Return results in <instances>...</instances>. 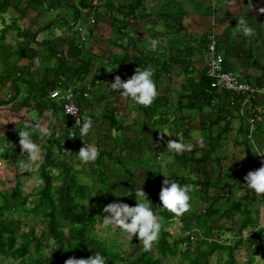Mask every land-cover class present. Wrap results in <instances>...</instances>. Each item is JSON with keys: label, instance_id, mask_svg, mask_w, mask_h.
Segmentation results:
<instances>
[{"label": "trees", "instance_id": "1", "mask_svg": "<svg viewBox=\"0 0 264 264\" xmlns=\"http://www.w3.org/2000/svg\"><path fill=\"white\" fill-rule=\"evenodd\" d=\"M100 1L78 0L75 3L74 0H0V19H3L10 8L19 14L13 17L12 24L2 30L0 40L3 42L5 34L11 29L22 39L16 49L11 45L1 44L0 65L4 70L2 75L5 77L6 74L2 84L10 82L7 85L10 93L7 99L0 100V106L17 102L19 107L34 109L42 117H45V112L51 113V117H45L44 120H47V127L52 132L51 136L41 138L38 131H33L32 139L43 153V160L37 167L38 186L34 191L25 192L24 183L19 176L10 193L0 188V257L3 259L0 264H5L6 261L14 264H65L69 258L87 259L96 252L108 258L107 264H168V260L183 252L182 245L187 246L183 255L191 253L192 237L197 233L202 236L200 229L205 234L197 239L201 247L188 264H238L237 252L244 247L243 237L246 234H251L248 236L252 240L249 248L253 246L251 249L254 253L264 252V227L257 228L255 222L253 204L257 197L243 185L246 183L243 172L241 178L245 182L234 177L233 184L224 183L222 175L217 176L215 169L211 167V162L221 161L214 149L203 151L199 156L194 150L181 155L169 152L166 147L169 140L165 133L161 134L158 121L154 120L161 116L159 102L162 99L158 96L150 107L134 104L130 99L124 98L132 108L138 110V115H145L146 126L126 124V118H118L114 107L106 105L110 95H114L109 85H99L100 90H106H101L96 100L94 97H77L83 118L86 117L83 111L87 104L98 100L97 103L106 106L102 107L99 117L92 113L93 129L84 138L85 144L97 147L99 156L88 165L78 162L76 152L83 146V141L79 137H70L72 130L78 135V128H74L69 117L64 114L63 101L52 98L51 92L58 88L63 91L70 87L80 89L87 83L94 84L101 77L110 80V84L117 75L122 80H127L141 64V54H124L118 60L114 45L126 37L125 30L142 7V0H131L121 7L114 6V1L110 0L104 4V14H101ZM63 7L73 8L75 24L68 20L69 31L60 37L42 41L38 39V33L51 24H44L38 30L19 25V20L25 18L32 9L38 8V15H41L50 9L62 10ZM78 21L86 28L89 26L86 40H82L77 28H72ZM114 28L119 31V37L114 38ZM100 42L105 43V47H101ZM2 48L7 52L12 50L14 54L10 53L4 58L1 56ZM14 57L19 74L17 78H13L14 63L10 62ZM37 59L39 66L35 63ZM23 60H27L28 64H20ZM114 62L118 64V70L114 69ZM106 66L112 67L108 73L104 70ZM224 69L228 70L225 67V56ZM215 91L219 90L211 87V78L206 71L201 89H193L182 95L181 111L195 109L196 100L202 99L203 106L206 105V97L210 100ZM222 92L239 95L231 91ZM26 123L23 120L18 126L14 124L12 130L6 125H0L4 129L0 131V157L16 167V174L22 165L31 167L19 145V131L24 130ZM248 131V128L245 129V137L248 136ZM148 140H152L154 145L150 146ZM181 141L191 143L185 137ZM246 163L255 170L262 166L249 157ZM161 172L171 174L169 179L181 185L193 186L191 207L180 217L160 210L159 192L165 179ZM138 185H142L152 201L153 209L161 217L162 227L159 239L154 244V252L142 251L138 256L128 257L123 251L124 243L119 238L106 236L97 229V225L102 223L103 215H107L103 213V208L108 203L124 202L135 206L137 201L133 192ZM234 186L242 187L243 194L222 211L218 205L223 200L225 190L230 192ZM33 196H36L33 206H27ZM200 207L204 210H200ZM17 211L21 215L17 216ZM31 214L42 217L43 227L38 229L24 220V217ZM220 217L236 220L239 226L235 234L237 241L233 244L208 239L212 230L219 231L212 223ZM177 218L181 221L183 230L175 236L165 226L171 225ZM23 226H27V229H23ZM194 227L199 230L195 232ZM228 230L233 231L232 228ZM184 232L190 234L185 235ZM49 241L54 246L50 252H46L45 245ZM130 242L142 245L137 236ZM223 253L227 255L224 262ZM215 254L219 255L217 262L211 259ZM252 263L253 261L248 262Z\"/></svg>", "mask_w": 264, "mask_h": 264}, {"label": "crops", "instance_id": "2", "mask_svg": "<svg viewBox=\"0 0 264 264\" xmlns=\"http://www.w3.org/2000/svg\"><path fill=\"white\" fill-rule=\"evenodd\" d=\"M109 1H100L101 14H104V4ZM111 1H114L116 7L131 2V0ZM261 8H264V0H142V7L136 16L130 20L131 25L125 30L126 37L123 41L119 40L117 45H114V53L117 54L118 60L124 54L129 56L141 54V64L137 66V69L143 70L146 67L154 69L153 79L157 85L158 98L162 99V102H159L161 116H158L159 119L155 118L154 120H157L158 126L163 127L164 130L167 128L174 130L177 128L174 124L175 120H183L180 129L185 133L190 131L193 133L191 139L193 144H195L198 137L203 136L204 146L194 147L193 150L197 152V156L210 148L215 150V154L221 158V161L211 162V167L215 169L217 176L222 175L224 183L230 182V184H233L234 177H238L239 180L242 172L245 176L250 170H255L254 167L246 163L248 157L254 158L257 164H264V157L252 151L253 145L264 147V98L245 101L242 96L219 90L218 92L215 91L210 100L208 96L206 97V105L203 106L202 99L196 100L195 109L182 111L180 99L186 92L201 89V81L209 64L208 34L210 31L217 35L220 51L225 56L226 69L238 73L244 81L255 84L263 82L264 12L260 11ZM60 10L56 9L53 12L58 14ZM119 17L121 18V16ZM241 17H245L247 23L253 27L255 32L253 36L244 37L239 32L236 26L238 19ZM76 26L85 28V37L87 38L88 30L86 26H82L79 21ZM62 29L63 33L55 35L53 38L60 37L69 31L67 27ZM2 30L0 28V38L3 34ZM118 34L119 31L114 28V38L119 37ZM152 39L159 40V45L155 51L150 50ZM1 44L3 43L0 40V49ZM10 53L13 55L14 51L11 52L10 50ZM10 62L11 64L14 63L13 65L16 67L15 57ZM20 64H22V61ZM14 66H12V71L15 68ZM0 69V86L7 87L10 82L2 84L4 70L1 65ZM110 69L112 70V67ZM114 69H119L118 64L115 62ZM105 78L101 77V79H104L101 85L110 86V80H105ZM95 83H87L80 90L88 91L91 85L95 86ZM99 85L90 92L88 98L94 97L96 100L100 96L101 90H106L105 88L100 90ZM113 99L114 105L112 106L117 111L118 118H126V124L131 125L130 112L136 111L137 114L135 112V116L132 118L136 119L143 115L141 125L146 126L145 115H138V110L132 108L124 97L114 92ZM97 101L84 107L83 112L86 116H91L94 113L96 117H99L101 112L97 114L95 111L96 106L99 104ZM34 119L38 120V118ZM251 119H255V122L252 123ZM23 120L27 122L23 118L18 123ZM247 128L249 129L248 136L245 137V129ZM34 130L32 129V131ZM177 135L180 136L181 131ZM171 136L175 140L182 139H177L174 135ZM169 139L172 140V138ZM148 144L150 146L154 145L152 140H148ZM244 154L243 159L235 160L238 155L242 156ZM230 159L233 160L229 162ZM239 181L245 182L242 178ZM225 191L224 195L221 191L223 200L219 204L220 206L218 205L222 211L226 210L233 200L241 198L243 188L234 186L230 192ZM237 191L241 195L237 196ZM254 194L257 197L253 204L255 207V222L257 228H261L264 227V197L263 195ZM233 222L236 225V220H233ZM212 225L218 228L222 226L218 218L214 219ZM223 226H226V224Z\"/></svg>", "mask_w": 264, "mask_h": 264}, {"label": "clouds", "instance_id": "3", "mask_svg": "<svg viewBox=\"0 0 264 264\" xmlns=\"http://www.w3.org/2000/svg\"><path fill=\"white\" fill-rule=\"evenodd\" d=\"M260 11L264 12V8H261ZM236 27L244 37H251L255 34L253 27L247 23L245 17L238 19ZM158 45L159 40L152 39L150 42V50L155 51ZM35 63L39 66V59H37ZM153 76L154 69L152 67H146L143 70L138 68L127 80H122L121 77L117 75L108 87L110 90L119 93V95L125 99H130L134 104L150 107L158 96L157 85ZM77 113L78 109L76 108H69L66 112V114L72 115H76ZM43 115L45 117H51V113L48 112H45ZM75 125L78 128V135L74 133L71 137H79L83 141V146L76 152L77 160L81 165H88L95 162L99 156V151L95 145L84 143V138L89 136L92 132L93 119L91 116H86L81 119L78 115ZM32 129L33 122L30 121L24 125V130L19 131V145L21 153L26 155L29 164L39 166V163L43 160V153L40 146L32 139ZM35 131L39 132L41 138L51 136L52 134L51 129L44 126L42 123L35 124ZM168 134L171 135L170 133ZM203 146V136L198 137L195 144L185 143L178 139L169 140L166 145L167 150L176 155L191 152L194 147ZM237 151L239 152V150ZM252 151L264 157V147L253 145ZM244 156L245 154L242 156L238 155L235 160H241ZM231 160L233 159H230L229 162ZM22 167L28 170L26 165H22ZM162 174L165 179L163 180L159 192V200L161 202L159 204L161 206L160 210H166L176 217H180L188 212L191 207L190 201L192 198L193 186L191 184L181 185L177 181L169 179L171 174ZM244 180L246 183L243 185H245L247 189L258 195H264V164L256 170H250L245 175ZM38 183H42V181H38ZM133 193L137 201L136 205L130 206L124 202L108 203L103 208V213L107 215H103L102 224L105 228L111 227L114 230H119L121 233L126 234L129 239H133L134 236H137L139 242L142 243L143 251L149 252L154 242L159 239L162 227L161 217L158 212L153 209L152 201L148 198L142 185H138ZM236 195L239 196L241 193L237 191ZM107 262L108 258L106 256L100 252H96L87 259L69 258L65 261V264H107Z\"/></svg>", "mask_w": 264, "mask_h": 264}, {"label": "rangeland", "instance_id": "4", "mask_svg": "<svg viewBox=\"0 0 264 264\" xmlns=\"http://www.w3.org/2000/svg\"><path fill=\"white\" fill-rule=\"evenodd\" d=\"M75 3L77 0H74ZM11 10L8 11L7 13L4 14L3 19L0 20V28L4 29L7 25H10L13 23V17L18 16L19 14L14 11L13 8H10ZM55 10V9H54ZM54 10H49L46 11L45 14L38 15V8L30 10L28 15L25 18H22L19 20V25L22 28H31L38 30V28H41V26L51 24L49 28L43 29L38 33V39L39 40H46V39H52L53 36L55 35H61L63 33L64 27H67L69 25L68 20H71V22H74V10L73 8H66L63 7L62 10L58 11L59 14L54 13ZM109 21V20H108ZM103 24V23H102ZM105 25V24H104ZM68 28V27H67ZM72 28L75 30L76 28L78 29V26H72ZM89 26L87 25V30ZM1 34V33H0ZM22 39L18 38L16 31L14 30H9L3 40V45L14 47V49L19 45L18 43L21 42ZM104 40V39H103ZM101 47H105V43L100 42L99 44ZM11 49V48H10ZM10 50H2L1 56L7 57L9 55ZM11 52H13L11 50ZM99 52H96L98 54ZM22 63H27V60H23ZM111 67H104V70L106 73H108L111 69ZM14 69L13 73V78L19 77V74L17 73L18 69L17 66ZM1 70V69H0ZM28 78V77H26ZM8 93H10V89L7 87H2L0 86V100L7 99ZM114 95H110V99L107 100L106 105L111 104L114 105ZM17 102H13L12 104L2 107L0 106V123L2 125L8 126L12 130L13 125L17 124L20 120L25 118L27 122H33V129H35V124L36 123H42L44 126L47 127L48 123L47 120H44L45 117L39 116L36 112L33 110H29L25 107H19ZM34 103H32L33 105ZM104 104H101L96 106L95 111L97 114H100L102 111V107ZM106 107V106H104ZM136 112V111H135ZM135 112L131 111V116H130V122L131 124H136L137 126L143 122L144 116H140L137 119H133L132 117L135 116ZM188 112V111H187ZM137 114V112H136ZM100 116V115H99ZM34 118H38V120H35ZM159 119V118H158ZM127 121V120H126ZM160 122V120H159ZM177 123V124H176ZM183 120L177 119L175 120V125L177 128L174 130H170L169 128L163 129V127H160L161 129L159 131L161 132H168L171 135H174L178 138H182L186 140H191L192 139V132L185 133V131H182L180 126H182ZM4 130L0 128V131ZM181 131V135L178 136V132ZM115 133V131H114ZM166 133V139L170 140L169 138H172V140H175L173 136L169 135ZM162 134V133H161ZM164 134V133H163ZM216 136H218L216 134ZM167 160L165 159V162ZM163 162V161H162ZM36 165L31 164L30 168H27L28 170H25V168L19 167L17 174L16 172V167L12 164H9L7 160H4L0 157V188L3 191H6L8 193L11 192L12 187L15 185L16 182V177L19 176L21 180L24 183V189L25 192L31 193L34 191V189L38 186L37 185V180H38V170H37ZM85 179H88L85 177ZM58 184V182H56ZM36 199V196H33L30 198V200L27 202V206H33V201ZM200 210H204V208L200 207ZM17 216L21 215L20 212H16ZM41 216L39 215L38 217L35 216L34 214L29 215L28 217H24V220L27 222H31L34 226H36L38 229L43 227V223L41 222ZM222 226H219L218 230H212L211 235L208 237L209 240H220V242H223L224 244H233L235 241H237V238L235 236L236 231L238 230L239 226L235 225V222L233 220H223L227 219L226 217H220L218 218ZM226 226H223L225 225ZM233 225V226H232ZM97 229L102 231L103 233L106 234V236H109L111 238H119L120 241L124 243L123 246V251L124 254L128 257H135L138 256L142 251H143V246H137L136 244L131 243V239L127 237L126 234L121 233L119 230H114L111 227L105 228L103 224H98ZM216 227V226H215ZM167 230L171 234H174L175 236L179 233L182 232L183 226L181 224V221H179V218L175 220L171 225L168 224L165 226ZM228 228H232L233 231L228 230ZM23 229H27V226H23ZM223 229V230H222ZM195 232L199 230L198 227H194L193 229ZM200 232L202 236L198 235L197 233L195 236H193L194 240L192 239V244H191V253L188 256L183 255V252L185 251L187 246L182 245V253H179L177 256L171 258L170 260L167 261L168 264H188L189 260L194 257V255L197 253V250L201 247L199 243V238H202L205 234L204 231L200 229ZM183 234L189 235L190 232H184ZM251 235V234H250ZM249 234H246L243 239L245 240L244 242V247L240 249L237 252V260L238 264H248L249 261H253L252 264H264V252L260 251L258 253H254L251 249L249 248V245L251 244L252 240L248 237L250 236ZM198 239V240H197ZM155 244V242H154ZM154 244L151 249V251L154 252ZM54 243L52 241H49L45 245V251L50 252V250L53 248ZM218 254H215L214 256L211 257L213 262L218 261ZM227 255L226 253H223V262L226 259ZM3 259L0 257V263H3ZM5 264H14L12 262L6 261Z\"/></svg>", "mask_w": 264, "mask_h": 264}, {"label": "built area", "instance_id": "5", "mask_svg": "<svg viewBox=\"0 0 264 264\" xmlns=\"http://www.w3.org/2000/svg\"><path fill=\"white\" fill-rule=\"evenodd\" d=\"M82 40H86L85 28H78ZM209 45H208V57L209 64L207 69V75L211 78V87L220 91H231L239 94L244 98L245 101H255L264 98V80L261 83H250L243 81L241 76L231 70L224 69V55L219 50L218 38L216 33L210 31L208 34ZM104 79H100L94 85L89 87L88 91H81L80 89H74L70 87L69 89L63 91L58 88L51 92V97L54 99L63 101V111L64 114L69 117L70 122L73 124L74 128H77L75 121L77 116L83 119L80 105L77 103V97L88 98L90 92L94 90L99 84L103 83ZM76 108L78 113L76 115L66 114L67 109ZM251 122H255V119H251ZM74 134V130L70 132V137ZM72 138V137H71ZM192 239H194L192 237ZM186 245V244H185Z\"/></svg>", "mask_w": 264, "mask_h": 264}]
</instances>
